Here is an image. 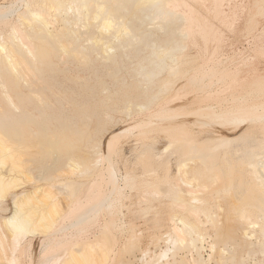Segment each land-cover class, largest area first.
Listing matches in <instances>:
<instances>
[{"label":"rangeland","instance_id":"rangeland-1","mask_svg":"<svg viewBox=\"0 0 264 264\" xmlns=\"http://www.w3.org/2000/svg\"><path fill=\"white\" fill-rule=\"evenodd\" d=\"M25 1L26 0H0V14L3 13L6 14V16H8V19L6 17V19H3L4 21L2 20V23L0 21L1 23L0 40H2L1 38L3 37L6 38L11 33L12 27L15 24H18L17 22L19 21L18 19L19 15L21 14V12H23V10H25ZM173 4H176V7H178L176 13L178 14H182L183 12L185 13L186 15L185 17L187 20L186 22L182 23L174 19L171 22H168L166 24L164 23L165 24L164 29H160L158 27L159 24L156 23L157 24L156 26L155 23L149 24L148 21H145L143 26L140 27L136 26L138 29L135 28L136 31L134 35H138L137 37L141 38V34H138L141 33L140 31H142L143 34L148 33L149 34L148 36H150L149 37L150 40L147 36L146 38L148 39L146 43L147 44L154 43L157 46H161L163 48L169 46V44L171 46L175 43H177V45L180 46L181 48V44H182L184 50L181 48L182 50L180 51H184V52H182L180 58L178 57L179 54L178 53L176 54L177 58H179L182 61V65L178 66L180 67V69L178 72L177 71L176 72L177 74H179V76L175 74L177 76H173L174 79L172 76L168 77L169 74L171 73L169 72L170 70H168L169 73H167L166 69L164 70V72H161L160 75L158 74V76L155 77V79L153 80V85L151 84L152 82H145L147 84L142 82L143 80L145 81V79L142 76L139 77L138 75L135 77L137 73L134 71L137 70L138 68L137 64L142 63L143 65H147V61L145 60V58L148 57L150 52V49L148 51V48L145 47L142 43H139L142 44L141 47L137 42H134L133 44L130 45L131 49L129 48V46L127 49L120 48L123 51L121 52L119 48H116L117 46L119 47V45L116 44V41L115 40L112 41L114 42L112 43V46L113 44H115V46H113V49L120 50L119 52L116 50L117 52V53L115 52L116 54L111 53L116 55L117 57L115 60L116 63L114 64L113 67L109 63H106V61L104 60H103L104 61L103 64L102 63L103 61L100 60L103 58L100 56V54L96 52L89 53L88 55L90 58L89 64H87L86 66L87 68L86 67L83 68V67H77L75 63L71 61V59L61 58V53L54 51V53L51 54L52 65L58 71L57 77L60 80L62 79L61 82H63V86L67 87V88L65 87L63 89L64 92L62 90V92H60L58 96L60 98H63L62 95L66 94V97L63 98V100L57 99L56 97L57 89H54V91L52 92L53 94L49 93L48 94L49 99L47 100L49 101L48 104L50 103L52 106L51 105L47 106V108L44 111L46 114L54 115L56 118L55 119L49 118V120L47 119L42 120V118L39 117L38 113L36 111H33L34 103L31 101V97H30L32 94H31V90L28 89V86H30V84L32 83V79L26 76V74L29 73H25V74L22 73L23 81H25L28 85L25 82H24L25 84H23V81L22 82L19 81L18 86H16L15 74L13 73H3L2 77H0V119H5V121L3 120L5 126V129L3 128V132L4 131L5 133L7 132L6 134L9 135L8 137L10 138V140L14 139L11 140L14 143L16 142L18 144L21 143L19 146L16 144V146L21 147L20 153L22 156L21 157L20 153H18L19 148L16 149L17 147H15V145H11L14 143H11L10 140H7L9 141L8 143H11L10 145L13 146L12 148L13 149L15 148L14 149L15 151L17 150L16 155L18 154V156H20L21 158L18 156H16L17 158L14 157L16 158L18 165L20 164L16 168L20 173V174L16 173L19 174L18 175L19 177H17L18 181H16V183L18 182L17 183L18 186L15 183L17 188L16 187L13 188V191L11 189L10 191L12 192L8 193V196L7 194H5V197L7 196L6 198H4V196L2 197V199L0 198V207H1L0 208V232H1L0 233L1 234L0 263L2 262L1 264H4L7 261L8 264H12L13 263L12 260L15 261V259L17 260L16 262H14L15 264L17 262H18L17 264H48L47 262L50 259L49 256L50 257L61 256L62 258L63 250H64L62 248L64 247L61 248V246H63L65 242H69L67 243L66 248H70V250L67 251L68 253H66L68 254L67 256H69L70 259L75 258L77 262L74 260L71 261L67 257L66 259H64L62 264H64V262L68 264H87V262L89 264L91 262L90 264H92V261L94 264L97 263L98 264H142V262H144V264L145 263L149 264L150 262H151L150 264H153L155 263V261L156 264H158L155 258L152 259L149 257H154V255H158V253L163 251L165 247L170 248L172 251L173 245L172 243L170 244L168 242L169 239L171 240V238H173L172 234H174L173 231L171 230L172 223L171 221H169L171 220L170 219L171 216L178 214V216H175L177 218L175 220L177 221L185 213H190V211L187 212L184 211L185 212L184 213L182 210L179 209L180 211H182L179 212L177 206H181L182 205L181 202L179 204L177 203V205L175 206L173 205L172 200L168 196L164 195L165 191L170 189L171 185L169 187L166 186L165 183L166 169H163L164 166L163 168L159 167L160 166L159 163H162V160L158 161L154 159L152 154L155 153V151L162 152V147L164 149L166 143L170 140H173V145L168 146L164 150V152L161 153V159L167 160L176 151L186 156L191 148L189 147V145L192 144L197 145L196 141H194L192 144L190 143L191 140H193L194 138L198 139L193 135L195 133L198 134L200 130L205 131L209 128L215 127L214 124L216 123H214L209 118L207 117L205 118L204 116H202L205 113V111H207L206 109L214 112L215 115L217 114L219 115L220 112L223 113L227 111L229 115L226 116L229 117H227L226 119H222L225 118V116L224 117L222 116L221 119H219V117L218 119L220 120V122L222 120H225L222 122L227 121L228 123L223 125L225 126L227 125L228 128L240 127L239 125H243L245 120V123H248L245 125V129L243 131L245 132L244 134L245 137H249V138L253 137L260 140L261 139L264 140V125L257 124L258 122L255 121L253 122L255 123V125L251 122L250 123L247 122V120L249 121L250 119L254 120L255 116H261L264 114V0H171L169 4L167 2L164 5V8L169 9L171 6L173 7ZM188 9H192L193 14H189L190 11ZM132 13L133 12L131 11L130 15L127 14L126 20L128 19L132 21V23L137 24L138 21H136V19L132 17ZM5 20L7 23L5 22ZM56 26H58V24ZM70 26L71 29L68 28L69 30H72L73 28L72 31H74V29H76V27L72 25ZM79 27L80 26L77 25V28ZM169 30H173L175 34L174 33L171 34ZM179 30H181V32H179ZM152 33L154 34V37L151 36ZM185 33L187 34V36ZM183 34H185L184 37H182ZM71 40L72 39H68V40L63 39L62 43L66 41L70 43L74 42L73 41L74 39L72 41ZM77 41H78V45L84 47H87L88 44L86 46V43H89L87 41V37L85 38L84 36L83 37L78 36ZM135 44H138V46H135ZM74 45H77V42ZM133 46L135 47L133 48ZM113 49L111 51L114 52ZM129 49L130 51H128ZM123 53L125 54L124 56L126 57L122 55ZM127 54L128 57L129 56L131 57L127 58ZM98 55L100 58L98 57ZM62 59L64 61L66 59L67 63L65 62V64H63L64 62L61 61ZM71 62L72 64L73 63L74 64L72 65ZM133 65L134 67L132 68ZM117 66H119V68L121 69L123 68L124 69L121 70ZM109 67H111L112 69H114V67L118 68V70L116 69L115 75H117L118 73L116 78L112 76L114 80L112 77L110 78L108 77L109 75L108 71H110ZM84 69H86V71H83ZM132 71L134 72V74L132 73ZM59 72L61 73V75ZM95 73H98L97 74L98 76L96 75L95 77H93ZM185 76L187 78H185ZM191 76H193L192 77L193 79L195 78L194 83L193 80L191 79ZM85 77L92 79V81L94 80L93 82L91 80L90 82L88 81V85L90 86V89H88L87 92H91V93L95 92V90L91 88L93 86H94L93 88L96 87L95 88L96 94L92 93L93 95H96V97L92 96L91 93L86 94V90H84L83 86L80 85L78 86V84L75 83L76 81L77 82L78 81L82 82V80L87 81L88 78ZM176 77L178 79L176 81H178L179 83L173 82ZM189 77L191 81L190 79L188 80ZM140 78H142L143 80H140ZM164 80L166 82L171 81L172 82L170 83L171 85L167 84ZM94 82L95 83L100 82L101 86L98 83L94 84ZM161 82H164L166 85L162 84ZM2 83L4 84V87H2ZM173 83L174 86L172 85ZM161 85H164V87ZM168 85L173 87L172 89L174 90L172 91L171 89L172 92L168 90L170 89ZM191 85L193 87H190ZM166 86H168V88H166ZM160 87L164 89L166 88L168 90V91L166 90L167 94L165 90L164 89H163L164 91L161 90ZM199 88L201 90L203 88L204 90L205 88H207V90L211 92V94L208 95L209 92L208 91L204 92V90L197 91L199 90ZM175 89L177 90L176 91L177 93L175 92ZM102 90L104 91V93L102 92ZM4 91L7 92L9 97L11 98V103L14 102L13 106L14 105L16 106L18 104L22 110V113L32 112L33 119L32 118L31 119L33 121L34 120L36 121V119L38 118L37 120L39 122L36 121V123L39 125L40 127L39 129L38 127H36L38 126L36 123L34 124L36 126H34L33 125L34 122H32V120L30 121L27 120L28 118L26 117H25L26 119H24L25 121L23 120L24 122L22 123V125L21 123H18L21 122L18 121L20 120L18 115L20 113H18V111H15V106L12 108V106L9 105L8 103L9 100L8 98L7 99L5 98L6 95L4 94L5 93ZM69 91H74L76 93ZM212 91H214V93ZM195 92H199V93L194 94ZM202 92H204L205 94L207 93V95L203 97ZM77 94L80 95L83 94V95L80 96ZM87 95L88 97H91V99H88ZM153 95L158 96L155 97L156 98L155 101H153L149 106L142 107V109H140V106L143 105L144 103H147L149 101V98ZM199 95H201V97ZM195 97H197V99L200 97V100L196 99L197 101H200L197 102L198 106L197 103H194L196 101ZM72 98H75L76 101L74 102ZM84 99L85 101H83ZM127 103H129V105H127ZM131 104L133 105L131 106ZM203 104H207L209 106L207 105L203 106ZM125 106L127 107V109L131 107L133 108L131 109V111H129L125 109ZM201 106L205 107V109ZM113 107H115V110ZM250 108L252 110H250ZM116 109L120 111L124 109L126 110V112H124L123 110L121 112V114L123 115L120 116L117 115L120 114V111L117 112ZM203 109L205 111H201ZM105 110L106 111L108 110V112H106ZM84 113L86 114L84 115ZM104 113H106L107 115ZM191 113L193 115H190ZM155 114L157 116H155ZM251 114H253L254 116ZM105 115L109 117L107 118ZM166 116L168 118H166ZM87 117L88 119H86ZM197 117L198 119H196ZM104 118L105 120H102ZM110 118L112 119L110 120ZM200 122H202L205 125L207 124L206 126L207 129L206 128L201 129L199 127ZM209 122L210 123L213 122L214 124H210ZM42 123L46 125H43ZM14 124L16 125V127ZM144 124H148L147 125L148 127L146 126L145 128L143 127L142 129H139L140 127L144 126ZM210 125L211 126L214 125V126L210 127ZM234 125H236L237 127H234ZM248 125H250L251 127ZM19 126L21 127V130L19 129L20 128ZM53 126H55V128H53ZM17 127L21 134L18 137L16 136V131H15ZM44 127L47 129H45ZM66 127L68 129H66ZM168 128H181V130L184 131L187 130V131L185 132L179 131V134L177 133L176 136H172L168 132L167 130ZM217 129L219 131H222L223 128L217 125L215 129H210V131L218 132ZM246 129L247 130L251 129V130H248V132L246 133ZM62 130H65V133L62 132ZM143 130L146 131L143 132ZM1 132L2 131H0V133ZM186 132L193 133V134L189 133L190 135H192L193 138L191 137L188 138V133ZM31 133L34 135H31ZM41 133L42 134L47 133L50 138L47 137V134L45 135V139L44 137L42 138V136L44 135H40ZM18 138H20V141L18 140ZM52 139H54V141L58 140V142H55L54 144L48 143V141L51 142ZM42 142L44 143L41 144ZM55 144L57 146H54ZM21 145L24 147L26 146L27 150L25 149L26 147L24 148ZM27 145H29L30 147ZM40 145H43L44 148L41 149V147L43 146ZM209 146L210 145H208V147ZM257 148H259V146ZM30 149L33 151H31ZM144 149H147V152L151 154L149 156L150 158H152V160L147 159V157H145V161L149 163L145 162L144 159L142 160L141 158L139 159V157L143 153H144L143 155L145 156L146 150ZM149 150L152 151L153 153L152 152L150 153ZM197 156L200 157L203 155H197ZM153 160H155V163L158 162V166L156 164H153L154 163ZM177 160L178 159L176 156L170 157L169 160L170 165L167 173V177L174 178V180L177 172L176 169L177 162L175 161ZM11 162H12L11 160H7L5 163V167L3 166L1 170L10 169ZM142 162L147 163L149 165L146 166L147 164L146 165L141 164ZM198 163L196 162L195 165V167L199 168L198 172H196L198 174V178L192 181L191 185L196 186L197 184H200L202 186L201 187L202 189L199 192V198L203 199V202L200 206H204V207L207 206L206 209L207 208L208 209L206 211H208L209 208H211V210L209 211H211L212 214H210V212L208 211L209 218H212L211 220L214 223L216 221L215 223L216 226H213L214 223L212 224L210 220L212 224L211 225L208 222L209 218L208 217L205 218L202 213L199 216L193 214L191 215L187 214L184 215V218L182 217V219H185L186 221L188 220V222L191 221L189 222L190 225H188V227H191L192 223L193 224L200 223L196 225L197 228L195 229H199L198 227L200 226L201 231L200 230L199 231L204 232V234L203 233L202 234L205 235L207 238V240L206 238H204L206 244H203L204 242L203 243L200 241L198 242V246L201 247L199 254L202 256L203 261H205L203 264H224V263L225 264H264V253L259 252L255 245L252 246L253 245L252 242H254L255 238L249 241L248 239H243L240 235V233H242L245 230L244 229L246 228L245 226H247L246 222H248L247 218H244L243 215H247L248 212L252 213L253 210H255L253 211V213H257L258 211L256 212V210L258 209L255 208L256 207L258 208L257 205L263 202L264 195L263 196L258 194L256 195V193L254 194L253 192L250 196H248L250 199L248 198L244 199V197H246V194H249V192H247L248 189L251 188L245 185L237 186L238 184L236 185V183H234L233 185H229L227 183V180L220 175V171L214 169H213L215 173L214 175H217L218 179L213 181L212 178L213 170L207 169L205 165H199ZM151 166L152 169L154 168L153 170L156 171L155 174L146 173V171L151 170L149 168ZM190 167L193 168L194 164ZM19 168L22 171H20ZM148 168L149 170H147ZM7 171L9 170H5L3 171V173L6 172L8 174ZM99 172H102L105 175L106 179H109L110 176L112 175L111 177L114 178L115 181L114 187L117 186V189L115 190L109 186L107 187L106 192L109 195L108 194L105 195V201L107 202L109 201V202L108 203L104 202V206L106 207L104 208L103 206V209L102 207L101 209L98 210L95 209L97 212L100 211L98 213L95 210L94 212L96 213H94L93 211L91 212V210L93 209L92 207H89L90 209L86 208L85 210H88L89 212L85 211L83 212V214L89 213L90 215L92 214L93 216L89 215V217H87V219L83 222V224H78L82 226L80 228L74 229V227L75 226L77 227V225L73 226L74 222L76 221V217L77 218L79 217L78 215H75L74 218H70V220L66 219L62 223V220H59V217L66 215V213L68 215V213L78 208L77 205L79 206L80 204L81 205L86 204L87 199L85 198L88 197L85 196H87L88 191H91L92 189L91 186L96 185L95 188L93 187L95 193L92 196V198L96 197L99 187V185L96 184L97 174H99ZM170 182H172L174 186H177V188H175L176 190H179L181 188L180 190L184 194L183 195L182 193L179 192L181 195H183L185 198H188V200L190 199L189 196L187 197L186 193L183 191L191 190V188L189 189V187L182 184L181 182L177 183L178 181L176 180ZM204 186L205 188H203ZM33 188H35L36 190L40 188L39 192L37 193L40 197L37 194L34 195L38 197L40 201H37L38 200L37 198L35 200V198L32 196L34 198V199L32 198L33 202L31 203L30 201L32 200H29L28 202L30 203H28L26 200L29 206L27 205L26 202H24L27 206L24 205L23 209L34 206L33 207L34 209L31 208V210L32 213L38 210L36 213H33L36 214L35 216L37 217H39L40 215L38 213L43 212L42 209L43 210L45 209L44 211L45 215L43 212L41 213L42 215H40L41 217L37 219H40L42 221V217L44 216L46 217V212H47V217L46 218L44 217L47 220L43 219V223L39 222L40 220L36 221L35 219L36 217L33 216L32 214L33 218L35 217L34 225L38 224L35 225V227L33 225V227L37 229L40 226V228H38L37 232L32 235L22 234V236L20 235L18 237V239L20 240V241L18 240L19 250L17 249V253H16L15 244L13 248L14 240H11L12 239L11 233L13 232V230L11 228L10 230L12 231H10L9 230L10 226H8L9 228L6 226L8 224L5 223V218H7V216L11 212L12 209L11 201L14 197L13 195L14 194L18 195L17 194L18 192L20 194V192H25L26 190L29 191ZM101 188L104 190L105 186L102 185L100 189ZM175 189H170L169 192ZM118 190L119 192H117ZM163 191L164 193H162ZM156 192L157 193L159 192L160 194L154 196V193ZM9 194L10 195L12 194L11 197L9 196ZM253 194L256 195V197L255 196L253 197L259 202L256 203V201L252 199L257 204L256 207L255 204L250 205L253 204L254 202L251 203L252 201L250 202L246 201L247 199L251 200ZM111 196L112 198H110ZM177 196L180 195L177 194ZM183 196L180 197L182 198ZM184 197L182 199H185ZM54 198H56V200ZM79 198H83L84 200L82 201V199ZM89 200L90 198H88V202ZM173 200L175 201L176 199L173 198ZM247 202L248 204L250 203L249 204L250 206L247 204ZM75 203H77V205ZM244 205L250 207V209L243 208L245 207ZM260 205L263 206V204ZM252 206H254V209L252 208ZM239 207L243 208V209L240 208L242 209V211L239 209ZM173 209H175V211ZM244 209H245L244 212L246 213H243ZM246 209L247 210L249 209V211H247ZM29 210L30 208H28V211ZM240 212L241 214L242 213L243 214L240 215ZM28 213L31 214V212ZM198 214L200 213L198 212ZM210 215H212V217H210ZM190 216H192V218L194 217L196 218L198 216L197 218L200 219V221L195 220V218L192 219ZM243 218L244 221L246 220V222L242 221ZM255 219L256 218L252 220ZM193 220L195 221L192 222ZM52 222L56 223V225H54L53 227L51 226L52 224H54ZM178 222L177 224L179 225H177L178 226L177 229H179L178 232H180V227L182 228L183 223L182 222L178 223ZM261 222L264 224V220ZM44 223H47L49 226H46L47 224L44 225ZM106 225L109 226L111 236L113 240H115V243L113 242L112 245L106 240H101V241L96 240L101 238V232L106 227ZM183 225H184L183 227L184 229L186 228L187 223ZM39 229L40 231H38ZM99 229H101L102 231H100ZM41 231H45L44 232L45 235ZM216 231L227 233L225 235L227 240L224 237L222 239L220 238L221 239L220 240L219 237L215 235ZM248 231L251 232L250 229ZM170 235H172V237H170ZM166 236L169 238L168 240ZM186 237H188V235ZM48 239L50 241H48ZM164 239L167 240L169 244H167L164 241ZM211 242L213 244H216L217 247L221 246L220 245L221 243L226 244V246L225 245L224 246L228 247V251H229V252L225 251L224 257H227L226 259L224 257L223 259H221V257H219V255L216 252L214 253L212 252L213 254L210 252L209 245ZM165 243L168 245V247L166 246ZM47 244H49L47 247L48 249L47 248L45 249V245ZM200 244L202 245L200 246ZM73 247L76 250H72L71 248ZM146 251H148V253L150 252V254H146L147 257L146 256L145 257L147 259L145 258V261L144 260L141 261L140 260L141 252H146ZM81 252L82 254L86 252L85 253L86 255L84 254L81 255ZM231 253L233 254L230 255ZM53 254H55L56 256ZM168 254H169L168 258L170 259L163 260L162 262H160L161 264H165L166 262L172 263L173 260L175 261L177 260L176 262L178 264H192V262L190 261L192 257L193 258L196 257L195 259H197V255L195 253L194 254L192 253V257H191L190 249L186 245L179 246L177 244L175 251L173 253L169 252ZM210 254L212 255L210 257L212 259H209ZM80 255L81 257L84 256V258H80ZM228 256L230 257L231 261L227 260L229 259ZM231 256L233 257V259H231L232 258ZM86 257L88 258L85 259ZM89 257H91V259ZM9 258L11 263L9 262ZM149 259H152V261H150ZM241 259L244 260L241 261ZM146 260L148 261L146 262Z\"/></svg>","mask_w":264,"mask_h":264},{"label":"bare ground","instance_id":"bare-ground-1","mask_svg":"<svg viewBox=\"0 0 264 264\" xmlns=\"http://www.w3.org/2000/svg\"><path fill=\"white\" fill-rule=\"evenodd\" d=\"M168 2V4L171 2V0H26L25 1V10H23V12H21V14L19 15V21L17 22L18 24H15L13 27H12V30H11V33L5 38V37H3V38H1L2 40H0V77H2V74L3 73H13V74H15V85L16 86H18V82L20 81V82H22L23 81V76H22V73L23 74H25V73H29V74H26V76H28V77H30L31 79H32V83L30 84V86H28V89H30L31 90V101L34 103V107H33V111H36L37 113H38V115H39V117L40 118H42V120H45V119H47V120H49V118H56L54 115H48V114H46L45 113V109L47 108V106H49V105H51L50 103L48 104V100L47 99H49L48 97V94L49 93H52L53 91H54V89H57V94H56V97H57V99H60V100H63V98H65L66 97V94H63L62 96H63V98H60L58 95L60 94V92H62V90L66 87V86H63V82H61L62 81V79L60 80L58 77H57V73H58V71L55 69V67L52 65V59H51V54L52 53H54V51L55 52H60L61 53V58H67V59H71V61L72 62H74L75 63V65L77 66V67H83V68H85L86 66H87V64H89V53L91 52V53H93V52H96V53H98V54H100V56L103 58V59H100V60H104V61H106V63H109L112 67L114 66V64L116 63L115 62V60H116V55H114V54H111V53H115L116 52V50L115 49H113V46H115V44H113V46H112V43H114V42H112V41H116V44H118L119 45V47L117 46L116 48H123V49H127L128 48V46H129V48H130V45L131 44H133L134 42H137L138 44L139 43H142L145 47H147L148 48V51H149V49H150V52H149V55H148V57L147 58H145V60L147 61V65H143L142 63H139V64H137L138 66V68H137V70H135L134 71V69H133V71L134 72H136L137 74L135 75V77L136 76H138L139 75V77L140 76H142L144 79H145V81L142 79V78H140V80H143L142 82H152L151 84L153 85V80L155 79V77L156 76H158V74L160 75L161 74V72H164V70L166 69V71H167V73H171V74H169V76L168 77H170V76H179V74H177V72L179 71V69H180V67H178V66H181L182 65V61L179 59L180 57H181V55H182V52H184V51H180V50H182L183 49V46H182V44H181V48H180V46H178L177 45V43H175V44H173V45H171L170 46V42L168 43L169 44V46H167V47H161V46H157L156 44H154V43H151V44H147L146 42H147V39L150 37V36H148L149 34L147 33V34H143L142 33V31H140L141 33H138V32H136V33H138V34H141V38H139V37H137L138 35H134V33H135V31H136V29H138L136 26H138V27H140V26H143V24L145 23V21H148L149 22V24H152V23H155V25L157 26V24H159L158 25V27L160 28V29H164V26H165V24L166 23H168V22H171V21H173L174 19H176L177 21H179V22H186L187 20H186V15H185V13L183 12L182 14H178V13H176V10H177V8L178 7H176V4H173V7L171 6L169 9H165L164 8V5L166 4ZM24 9V8H23ZM190 12H189V14H193V12H192V9H188ZM133 12L132 13V17L134 18V19H136V21H138V23L136 24V23H132V21H130V20H126V17H127V14L128 15H130V12ZM13 12V11H12ZM8 13H10V12H8ZM120 13H122V14H119ZM187 14V13H186ZM6 17H7V19H8V16H6V14H3V13H1L0 14V21H1V23H2V20L3 19H6ZM17 19V20H18ZM4 21V20H3ZM5 22H6V20H5ZM5 22H3V23H5ZM0 23V24H1ZM7 23V22H6ZM157 23V24H156ZM165 23V24H164ZM58 24V26H56ZM70 25H72V26H74V27H76V29H74V31H72L73 30V28H72V30H69L68 28H70L71 29V26ZM77 25L78 26H80L79 28H77ZM70 26V27H69ZM154 26V25H153ZM155 26V27H156ZM149 27V26H148ZM158 27H157V29H158ZM136 28V29H135ZM77 29H79V30H77ZM77 30V31H76ZM170 31V33L171 34H175V32L173 31V30H169ZM177 31V30H176ZM162 32V31H161ZM179 32H181V30H179ZM178 32V33H179ZM153 34V33H152ZM151 34V36H153L154 37V34L152 35ZM181 34V33H180ZM186 34V33H185ZM185 34H183V36L182 37H184L185 36ZM78 36H84L85 38L87 37V41L89 42V43H86V46H87V44H88V46L87 47H84V46H80V45H78V41H77V39H78ZM148 36V38H146ZM186 36H187V34H186ZM79 38H81V37H79ZM68 40V39H74L73 41L75 42H72V43H70V42H68V41H66V42H64V43H62V40ZM151 39H152V37H151ZM71 40V41H72ZM82 40V39H81ZM81 40H79V41H81ZM149 40H150V38H149ZM76 42H77V45H74V44H76ZM86 42V41H85ZM74 43V44H73ZM83 44V43H82ZM138 44H135V46H138ZM142 44H139V46H141L142 47ZM126 46V47H125ZM135 46H133V48L135 47ZM144 47V48H145ZM49 49H51V50H49ZM114 50V52L113 51H111V50ZM131 49V48H130ZM130 49L128 50V51H130ZM121 50V49H120ZM120 50H117L118 52L120 51ZM184 50V49H183ZM132 51V50H131ZM134 51V50H133ZM121 52H123L122 50H121ZM124 52H125V50H124ZM181 54H180V53ZM95 53V54H96ZM117 53V52H116ZM115 53V54H116ZM127 53V52H126ZM179 54V58H177V56H176V54ZM94 54V55H95ZM133 54V53H132ZM123 56L125 55L124 53L122 54ZM121 55V56H122ZM131 55V54H130ZM137 55H138V53H137ZM97 56V55H96ZM98 57H99V55H98ZM124 57H126V56H124ZM124 57H122V58H124ZM129 57H131V56H129ZM128 57V54H127V58H129ZM100 58V57H99ZM121 58V57H120ZM126 58V59H127ZM133 58V57H132ZM98 59V58H97ZM128 60V59H127ZM135 60V59H134ZM137 60V59H136ZM61 61H63L64 63L63 64H65V62L67 63V61H66V59H65V61L62 59ZM60 61V62H61ZM104 61L102 62L103 64H104ZM215 61V60H214ZM72 62H71V64H72ZM101 62V61H100ZM130 62V61H129ZM73 63V64H74ZM144 63V62H143ZM62 64V63H61ZM72 64V65H73ZM135 64V65H136ZM221 64V63H220ZM101 65V64H100ZM131 65V64H130ZM66 66V65H65ZM69 66H71V65H69ZM67 67V66H66ZM105 67V66H104ZM103 67V68H104ZM118 68H119V66H117ZM134 67V65L132 66V68ZM65 68V67H64ZM76 68V67H75ZM87 68V67H86ZM108 68V67H107ZM110 68V71H108V74L110 75H108V77L110 78V77H112V76H114L115 78H116V76L118 75V73H117V75H115L116 74V69L118 70V68H116V67H114V69H112L111 67H109ZM91 69V68H90ZM97 69H99V68H97ZM119 69H121V68H119ZM124 69V68H123ZM123 69H121V70H123ZM130 69V68H129ZM128 69V70H129ZM126 70H127V68H126ZM168 70H170L169 72H168ZM82 71V70H81ZM83 71H86V69H84ZM82 71V72H83ZM90 71V70H89ZM132 71V73L134 74V72ZM177 71V72H176ZM103 72V71H102ZM60 73V72H59ZM81 73V72H80ZM100 73H101V71H100ZM104 73H105V70H104ZM103 73V74H104ZM130 73H131V70H130ZM194 73V72H193ZM98 73H95V75L93 76V77H95L96 75H97ZM102 74V75H103ZM120 74V73H119ZM175 74H177V75H175ZM200 74V73H199ZM60 75H61V73H60ZM168 75V74H167ZM25 76V75H24ZM25 76V77H26ZM98 76V75H97ZM28 77H27V79H28ZM80 77H83V76H80ZM79 77V78H80ZM89 77H90V75H89ZM193 76H191V79L193 80V83H194V80H195V78L193 79L192 78ZM63 78H64V76H63ZM75 78H77V77H75ZM78 78V79H79ZM85 78H88V77H85ZM92 78V77H91ZM97 78H100V77H97ZM113 78V77H112ZM118 78V77H117ZM138 78V77H137ZM182 78V77H181ZM185 78H187L186 76H185ZM26 79V78H25ZM66 79H67V77H66ZM77 79V80H78ZM82 79V78H81ZM89 79V78H88ZM87 79V81H83L82 80V82H75L76 84H78V86L80 85V86H83V88H84V90H86V94L87 93H91V92H87V90L88 89H90V86L88 85V81L90 82V80L92 81V79H89L88 80ZM94 79V78H93ZM96 79V78H95ZM173 79H174V77H173ZM190 79V77L188 78V80ZM191 79H190V81H191ZM74 80V79H73ZM97 80V79H96ZM101 80V79H100ZM112 80V79H111ZM113 80H114V78H113ZM115 80H117V79H115ZM172 80V79H171ZM176 80H178L177 79V77L175 78V80L173 81V82H178V81H176ZM197 80V79H196ZM94 81V80H93ZM92 81V82H93ZM165 81V80H164ZM184 81V80H183ZM25 81H23V84H25L24 83ZM101 82V81H100ZM100 82L98 83V82H96V83H98L99 85H100ZM117 82V81H116ZM139 82V81H138ZM141 82V83H142ZM166 82V81H165ZM4 83V82H3ZM2 83V87H4V84ZM95 82H94V84H96ZM106 83V82H105ZM162 84H164V85H166L164 82H161ZM167 84H170V83H172L171 81H167L166 82ZM179 83V82H178ZM185 83H186V81H185ZM189 83H191V82H189ZM192 83V84H193ZM27 84V83H26ZM91 84V83H90ZM102 84H104V83H102ZM112 84V83H111ZM145 84H147V83H145ZM150 84V85H151ZM177 84V83H176ZM202 84V83H201ZM28 85V84H27ZM64 85H65V83H64ZM98 85V86H99ZM149 85V84H148ZM164 85H161V86H163L164 87ZM171 85V84H170ZM173 86H174V83L172 84ZM77 86V85H76ZM97 86V85H96ZM101 86V85H100ZM99 86V87H100ZM169 86V85H168ZM168 86H166V88H168ZM182 86H184V85H182ZM203 86V85H202ZM94 87V86H93ZM91 88V89H93V90H95V92H96V87L95 88ZM98 87V88H99ZM170 87V89H168V90H170L171 91V89L173 88V87H171V86H169ZM190 87H193L192 85L190 86ZM190 87H188V88H190ZM67 88V87H66ZM69 88V87H68ZM145 88V87H144ZM164 89V88H161L160 87V89L161 90H165V92H166V94H167V89ZM184 88V87H183ZM202 88V87H201ZM209 88V87H208ZM25 89V88H24ZM177 89V88H176ZM175 89V92L177 91ZM186 89V88H185ZM195 89V88H194ZM70 90V89H69ZM92 90V91H93ZM160 90V91H161ZM163 90V91H164ZM167 90V91H166ZM174 89H172V91H173ZM197 90V89H196ZM201 89L199 88V90H197V91H200ZM204 90V88L201 90V91H203ZM75 91V90H74ZM74 91H69V92H74ZM162 91V92H163ZM171 91V92H172ZM179 91V90H178ZM193 91V90H192ZM205 91H208L207 90V88H205V90H204V92ZM5 92V91H4ZM63 92H64V90H63ZM95 92H92V93H95ZM102 92L104 93V91L102 90ZM204 92H202L203 94H202V96L203 97H205L206 95H207V93L205 94ZM209 92V91H208ZM213 93H214V91H212ZM66 93V92H65ZM74 93H76V92H74ZM85 93V92H84ZM91 93V95L92 96H95L96 97V95H93ZM169 93V92H168ZM177 93V92H176ZM180 93H183V92H180ZM191 93H193V92H191ZM196 93H199V92H195L194 94H196ZM5 95H6V99L8 98V103H9V105L10 106H12V108L15 106H13V104H14V102H12L11 103V98L9 97V95H8V93L7 92H5L4 93ZM3 94V95H4ZM53 94V93H52ZM73 94V93H72ZM96 94V93H95ZM162 94V93H161ZM171 94V93H170ZM205 94V95H204ZM211 94V92H209L208 93V95H210ZM219 94V93H218ZM21 95V94H20ZM20 95H18V96H20ZM74 95V94H73ZM77 95H80V94H77ZM83 95V94H82ZM82 95H80V96H82ZM90 95V96H91ZM164 95V94H163ZM214 95V94H213ZM79 96V97H80ZM157 95H153V96H151L150 98H149V101L147 102V103H144L143 105H141L140 106V109H142V107H147V106H149L153 101H155V97H156ZM160 96V95H159ZM174 96V95H173ZM177 96H178V94H177ZM187 96V95H186ZM193 96H195V95H193ZM200 97H201V95H199ZM221 96V95H220ZM75 97V96H74ZM87 97H88V95H87ZM158 97V96H157ZM191 97V96H190ZM198 97V96H197ZM197 97H195V100L197 99ZM200 97L198 98L199 100H200ZM203 97H202V99H203ZM213 97V96H212ZM83 98V97H82ZM81 98V99H82ZM171 98V97H170ZM182 98V97H181ZM211 98V97H210ZM216 98H217V96H216ZM56 99V100H57ZM86 99V98H85ZM85 99L83 100V101H85ZM88 99H91V97H88ZM158 99V98H157ZM197 99V100H198ZM207 99V98H206ZM212 99H214V98H212ZM72 100L75 102L76 100H75V98H72ZM87 100V99H86ZM176 100V99H175ZM194 100V101H195ZM195 101L194 103H197V102H200V101ZM70 101H71V98H70ZM82 101V102H83ZM218 101V100H217ZM79 102V101H78ZM81 102V103H82ZM216 102V101H215ZM155 103V102H154ZM208 103V102H207ZM221 103H223V102H221ZM191 104H193V103H191ZM190 104V105H191ZM80 105V104H79ZM78 105V106H79ZM127 105H129V103H127ZM133 104H131V106H132ZM189 105V106H190ZM196 105V104H195ZM201 105V104H200ZM199 105V106H200ZM204 105H207V104H203V106ZM52 106V105H51ZM76 106H77V104H76ZM152 106V105H151ZM155 106V105H154ZM159 106V105H158ZM197 106H198V103H197ZM196 106V107H197ZM203 106H201V107H203ZM207 106H209V105H207ZM135 107V106H134ZM138 107V106H137ZM194 107V106H193ZM224 107V106H223ZM228 107V106H227ZM253 107H255V106H253ZM114 108V110H115V107H113ZM117 108V107H116ZM133 107H131V108H129V109H127V107L125 106V109L126 110H129V111H131V109H132ZM139 108V107H138ZM157 108V107H156ZM198 108H200V107H198ZM204 109H205V107H203ZM112 109V108H111ZM137 109V108H136ZM144 109V108H143ZM183 109V108H182ZM196 109V108H195ZM201 110V111H205V110ZM124 110V109H123ZM123 110H117L116 109V111L118 112V111H120V114H117V115H123V114H121V112L123 111ZM126 110H124V112H126ZM176 110H179V109H176ZM197 110H199V109H197ZM207 111H205V113L202 115V116H204L205 118L207 117V118H209L210 120H212L214 123H216L217 125H219V126H221L223 129H222V131H219L218 129V132H212V131H210V129H215V127L217 126L216 124H214L213 122H209L210 124H214L215 125V127L214 128H209V129H207V124L205 125V124H203L202 122H200V128L201 129H207V130H205V131H203V130H200V132L198 133V134H194L193 136L194 137H196V138H198V139H193V140H191V144L194 142V141H196V144L197 145H189V147H191L190 148V150H189V152H188V154L185 156L184 154H181V153H179V152H174L170 157H177V161H175V162H177L176 163V165H177V167H176V169H177V172H176V177H175V180L176 181H178L177 183H182V184H184V185H186L187 187H189V189L191 188V190H186V191H183V192H185L186 193V195H187V197L189 196V200H188V198H185L183 195V193H182V191L179 189V190H176L175 188H177V186H174V184H172V182H170V181H175L174 180V178H171V177H167V173H168V170H169V160H170V157L166 160H163V159H161V153L162 152H164V150L168 147V146H170V145H173V140H170V141H168L167 143H166V145H165V147H164V149H163V147H162V152H156L155 151V153H153L152 151H150V153L152 152L153 154H152V156H153V158L154 159H156V160H162V163H159V167H161V168H163V166H164V168L163 169H166L165 170V179H166V181H165V183H166V186L167 187H169L170 185V189H175V190H172L171 192H169V190L170 189H166L167 191H165V196H168L171 200H172V202H173V205H177V203L179 204L180 202H181V206H177L178 207V210L180 209V210H182L183 212L184 211H190V213H185L184 215H187V214H193V215H201V213L203 214V216L206 218V217H208L209 218V212H210V214H212L211 213V211H209V210H211V208H209V212L208 211H206L207 209H206V207L207 206H200L201 204H202V202H203V199H201V198H199V192L201 191V185L200 184H197L196 186H193V185H191V183H192V181H194V180H196L197 178H198V174L196 173V172H198V170H199V168H197V167H195V165H196V162L198 163V162H200V163H198L199 165H205V167L207 168V169H210V170H218V171H220V175L223 177V178H225L226 180H227V183L229 184V185H233L234 183H236V185L237 186H242V185H245V186H247V187H249V188H251V189H248V191L247 192H249V194H246V197H244V199L245 198H248V199H250L248 196H250L253 192H254V194L256 193V195L258 194V195H261V196H263L264 195V140H260V139H257V138H253V137H245V132H243L244 131V129H245V125L246 124H248V123H245V120H244V124L243 125H239L240 127H237L236 125H234V127H237V128H228L227 127V125L225 126V125H223V124H226V123H228L227 121L226 122H222V121H225V120H222L221 122H220V120L219 119H221L222 118V116L224 117L225 116V118H222V119H226L227 117H229V116H226V115H229V113L226 111V112H220V114L218 115H215V113L214 112H212V111H210V110H208V109H206ZM233 110V109H232ZM240 110V109H239ZM239 110H237V111H239ZM250 110H252L251 108H250ZM15 111H18V113H20V114H18L19 115V119L20 120H18V121H21V122H18V123H21V125H22V123L25 121L24 119H26V118H28L27 120H32L33 119V115H32V112H23L22 113V110H21V108L19 107V105L17 104L16 106H15ZM106 111V110H105ZM113 111V110H112ZM216 111V110H215ZM106 112H108V110L106 111ZM128 112V111H127ZM142 112V111H141ZM156 112H158V111H156ZM182 112H183V110H182ZM193 112H194V110H193ZM254 112V111H253ZM257 112H258V110H257ZM112 113V112H111ZM217 113V112H216ZM36 114V113H35ZM86 113H84V115H85ZM102 114V113H101ZM100 114V115H101ZM104 114H106V113H104ZM109 114V113H108ZM128 114H130V113H128ZM237 114H238V112H237ZM248 114V113H247ZM255 114V113H254ZM260 114V113H259ZM37 115V114H36ZM100 115H99V117H100ZM107 115V114H106ZM105 115V116H106ZM190 115H193L192 113L190 114ZM251 115H253V114H251ZM256 115V114H255ZM102 116H104V115H102ZM127 116H129V115H127ZM155 116H157L156 114H155ZM195 116V115H194ZM232 116V115H231ZM235 116V115H234ZM254 116V115H253ZM5 117V116H4ZM26 117V118H25ZM58 117V116H57ZM107 117V116H106ZM105 117V118H106ZM109 117V116H108ZM107 117V118H108ZM125 117V116H124ZM162 117V116H161ZM175 117H177V116H175ZM191 117V116H190ZM218 117H219V119H218ZM236 117H237V115H236ZM246 117V116H245ZM32 118V119H31ZM105 118L104 119H102V120H105ZM164 118V117H163ZM166 118H168L167 116H166ZM193 118V117H192ZM195 118V117H194ZM8 119V118H7ZM7 119H6V121H7ZM18 119V118H17ZM16 119V120H17ZM35 119H36V117H35ZM38 119V118H37ZM36 119V121H38ZM66 119V118H65ZM68 119V118H67ZM86 119H88V117L86 118ZM85 119V120H86ZM112 118H110V120H111ZM170 119H171V117H170ZM170 119H168V120H170ZM196 119H198V117L196 118ZM201 119V118H200ZM208 119V120H209ZM219 121H218V120ZM3 120L5 121V119H0V131H2L1 133H0V198L2 199V197L4 196V198H6L7 196H8V193H10V192H12L13 191V188H17V183H16V181H18L17 180V177H19L18 175L20 174L19 172H18V169H16L19 165H18V162L16 161V156H18V154L16 155V153H17V150L15 151L12 147L13 146H11V145H15V147H17L16 146V144L19 146L20 144H18L17 142L16 143H14L13 141H11V140H14V139H11L10 140V138L8 137L9 135H7L6 133H5V131L3 132V128L5 129V126H4V123H3ZM14 120H15V118H14ZM24 120V121H23ZM109 120V121H110ZM160 120H162V119H160ZM204 120V119H203ZM36 121L34 120H32V122H34L33 123V125L36 123ZM157 121V120H156ZM159 121V120H158ZM205 121V120H204ZM207 121V120H206ZM258 122L257 124H261V125H264V114L263 115H261V116H255V118H254V120H252V119H250L249 121L247 120V122H251V123H253V122ZM262 123H261V122ZM12 122V121H11ZM39 122V121H38ZM73 122V121H72ZM145 122H147V121H145ZM149 122V121H148ZM14 123V122H13ZM12 123V124H13ZM18 123H17V125H18ZM171 123V122H170ZM208 123V122H207ZM6 124V123H5ZM37 124V123H36ZM43 125H46V124H44V123H42ZM58 124H60V123H58ZM132 124V123H131ZM141 124H142V122H141ZM254 125H255V123H253ZM8 125H9V122H8ZM15 125V124H14ZM20 125V126H21ZM38 125V124H37ZM128 125V124H127ZM148 124H144V126H142V127H140L139 129H142L143 127L145 128L146 126H147ZM172 125V124H171ZM183 125V124H182ZM213 125V126H214ZM251 125V124H250ZM250 125H248V126H250ZM19 126V127H20ZM34 126H36V125H34ZM41 126V125H40ZM150 126H151V124H150ZM213 126H211L210 125V127H213ZM252 126V125H251ZM250 126V127H251ZM260 126V125H259ZM15 127H16V125H15ZM36 127H38V129L40 128L39 127V125L38 126H36ZM137 127H138V125H137ZM148 127V126H147ZM247 127V126H246ZM45 128V127H44ZM53 128H55V126H53ZM254 128V127H253ZM257 128H258V126H257ZM20 130H21V127L19 128ZM19 129H18V127L15 129V131H16V136L18 137V136H20L21 134H20V131H19ZM23 129V128H22ZM42 129V128H41ZM45 129H47V128H45ZM66 129H68L67 127H66ZM190 129V128H189ZM57 130V129H56ZM168 130V132L170 133V135H172V136H176L177 135V133L179 134V131H184V130H181V128H168L167 129ZM223 130H224V132H223ZM248 130H251V129H248ZM248 130L246 129V133L248 132ZM23 131V130H22ZM43 131V130H42ZM42 131H40V132H42ZM71 131V130H70ZM144 131H146V130H143V132ZM185 131H187V130H185ZM184 131V132H185ZM188 131H190V130H188ZM33 132V131H32ZM37 132V131H36ZM48 132H50V131H48ZM56 132V131H55ZM62 132H64L65 133V130H62ZM123 132V131H122ZM195 132H197V131H195ZM35 133V132H34ZM51 133H53V132H51ZM70 133V132H69ZM142 133V132H141ZM140 133V134H141ZM186 133H188V138H193L192 137V135H190V134H193V133H190V132H186ZM190 133V134H189ZM11 134V133H10ZM47 134V133H46ZM46 134H40V135H44V136H42V138L44 137V139H45V135ZM73 134V133H72ZM122 134H124V133H122ZM14 135V134H13ZM31 135H34V134H32L31 133ZM53 135V134H52ZM51 135V136H52ZM128 135V134H127ZM70 136V135H69ZM68 136V137H69ZM120 136H121V134H120ZM47 137H49L48 136V134H47ZM46 137V138H47ZM58 137H60V136H58ZM119 137V136H118ZM9 138V139H8ZM50 138V137H49ZM70 138V137H69ZM54 139H55V137H54ZM54 139H52V141L51 142H49L48 141V143H50V144H54L55 142H58V140L56 141H54ZM7 140H10V142L11 143H14V144H11V143H8L9 141H7ZM15 140H16V137H15ZM18 140L20 141V138H18ZM17 140V141H18ZM49 140V139H48ZM44 142H42L41 144H43ZM114 143V142H113ZM150 143V142H149ZM11 144V145H10ZM32 144V143H31ZM67 144V143H66ZM65 144V145H66ZM34 145H36V144H34ZM49 145V144H48ZM64 145V146H65ZM113 145H115V144H113ZM188 145V144H187ZM208 145H210L209 147H208ZM22 146V145H21ZM27 146H29V145H27ZM38 146V145H37ZM40 146H43V145H40ZM51 146H53V145H51ZM54 146H57L56 144L54 145ZM100 146V145H99ZM109 146V145H108ZM259 146V148H257ZM22 147H24V146H22ZM26 147V146H25ZM24 147V148H25ZM30 147V146H29ZM144 147V146H143ZM19 148V151H18V153H20V148L21 147H17L16 149H18ZM42 148H44V146L43 147H41V149ZM53 148V147H52ZM98 148V147H97ZM26 150H27V147L25 148ZM60 149V148H59ZM101 149V148H100ZM109 149V148H108ZM114 149H115V147H114ZM15 152H14V151ZM24 150V149H23ZM31 150V149H30ZM37 150V149H36ZM144 150H146V152H145V156L143 155L144 153H143V151H142V155L139 157V159L141 158V160L142 159H144V161H145V157H147V159H150V160H152V158H150V156L149 155H151V154H149V152H147V149H144ZM31 151H33V150H31ZM21 152H23V151H21ZM27 152V151H26ZM14 153H15V155H14ZM49 153H51V152H49ZM56 153V152H55ZM141 154V153H140ZM23 155V154H22ZM197 155H203V156H200V157H202V158H200L199 156H197ZM20 156H21V153H20ZM20 156H18V157H20ZM144 156V157H143ZM197 156V157H196ZM14 157H16V158H14ZM22 157V156H21ZM20 157V158H21ZM103 157V156H102ZM199 157V158H198ZM205 157V158H204ZM101 158V157H100ZM196 160H195V159ZM102 159V158H101ZM146 159V160H147ZM175 159V158H174ZM7 160H11L12 162H11V166H10V169H5V170H9V171H7L8 172V174L5 172V173H3V171H5V170H1V168L4 166L5 167V163H6V161ZM21 160V159H20ZM194 160V161H193ZM23 161V160H22ZM21 161V162H22ZM137 161H139V160H137ZM149 161V160H148ZM154 161V163L153 164H156L157 166H158V162L157 163H155V160H153ZM152 161V162H153ZM196 161V162H195ZM141 162V161H140ZM139 162V163H140ZM145 162H147V161H145ZM151 162V163H152ZM161 162V161H160ZM19 163H20V161H19ZM69 163V162H68ZM147 163H149V162H147ZM147 163H141V164H144V165H146ZM150 163V164H151ZM152 164V165H153ZM162 164V165H161ZM194 164V167L193 168H191L190 166H192V165ZM197 164V165H198ZM149 164H147L146 166H148ZM190 165V166H189ZM207 165V166H206ZM143 166V165H142ZM7 168V167H6ZM110 168V167H109ZM144 168H147V167H144ZM151 170L150 171H146V173H151V174H155L156 173V171L155 170H153L152 169V166L151 167H149ZM149 168L147 169V170H149ZM155 168H157V167H155ZM20 169V168H19ZM17 170V171H16ZM24 170H26V169H24ZM29 170V169H28ZM143 170V169H142ZM144 170H146V169H144ZM214 170H213V174H212V178H213V181H215V180H217L218 179V176L217 175H214L215 173H214ZM20 171H22L21 169H20ZM16 173H19V174H16ZM144 173H145V171H144ZM106 174V173H105ZM112 174V173H111ZM27 176V175H26ZM30 176V175H29ZM28 176V177H29ZM112 176V175H111ZM110 176V178L109 179H106V177H105V175L102 173V172H99V174H97V183L96 182H93V183H96L97 185H99V187H98V191H97V194H96V197H94V198H92V196L94 195V193H95V190H94V188L96 187V185L95 186H91L92 187V189H91V191H88V193H87V196H85V197H88V198H90V200H89V202H88V198H85V199H87V202H86V204H80L79 206L77 205V203H75L76 205H77V207L78 208H76L75 210H73V211H71L70 213H68V215H67V213H66V215H63V216H61V217H59V220H62V223L66 220V219H69L70 220V218H74L75 217V215H78L79 217L77 218L76 217V221L74 222V224H73V226L74 225H77V227L75 228L74 227V229H77V228H80V227H82V226H80V225H78V224H83V222L87 219V217H89V213L87 214V213H84L83 214V212H89L88 210H85L86 208H89V207H92L93 209L91 210V212L93 211L94 212V210L95 209H101V207H102V209H103V206H104V202H106V203H108L107 201H105V195L106 194H108L106 191H107V187L109 186V187H111L112 189H117V186L116 187H114L115 186V181H114V178H112ZM127 176V175H126ZM126 176H124V177H126ZM35 177V176H34ZM128 177V176H127ZM20 181V180H19ZM28 182V181H27ZM33 182V181H32ZM15 183H16V185H15ZM22 183V182H21ZM31 184V183H30ZM102 185H104L105 186V189L103 190L102 188V191H101V189H100V187L102 186ZM176 185V184H175ZM20 186V185H19ZM49 186V185H48ZM52 187V186H51ZM90 187V188H91ZM94 187V188H93ZM114 187V188H113ZM45 188V187H44ZM49 188V187H48ZM123 188V187H122ZM199 188V189H198ZM203 188H205V186L203 187ZM12 189V191H10ZM39 189L40 188H38L37 190L35 189V188H33V189H31V190H29V191H25V192H20V194H19V192L17 193L18 195H13L14 197H13V199H12V209H11V212H10V214L7 216V218H5V223L6 224H8V225H6L7 227L8 226H10V228H9V230L12 228V230H13V232L11 233V236H12V239L11 240H14L13 241V248H14V244H15V251H16V253H17V249L19 250V239H18V237L21 235L22 236V234L23 235H29V234H34V233H36L37 232V229L38 228H40V226L37 228V229H35L34 227H35V225H38V224H35L34 225V221H35V219H36V221L38 220H40V219H37V218H40L41 216L40 215H42L41 213H43L44 211H45V209L43 210L42 209V211L43 212H41L40 210V212L41 213H38V214H40L39 215V217H37V216H35L36 214H33V213H36L38 210H36V212H33L32 213V210H31V208H33V207H28V208H30V210L28 211V208H24L23 209V207H24V205H26L24 202H26V200H27V202L29 201V200H32V201H30L31 203L33 202V199L35 198V200H36V198L38 199L37 201H40L39 200V198L38 197H36V196H34V195H36L38 192H39ZM58 189V188H57ZM100 189V190H99ZM193 189V190H192ZM196 189V190H195ZM14 190H16V189H14ZM60 190V189H59ZM250 190V191H249ZM58 191V190H57ZM164 191L162 192V193H164ZM177 191V192H176ZM41 192V191H40ZM48 192V191H47ZM64 192V191H63ZM111 192V191H110ZM117 192H119V190L117 191ZM168 192V193H167ZM182 193L183 195H181L180 193ZM219 192V191H218ZM218 192H217V194H218ZM55 193V192H54ZM125 193V192H124ZM5 194H7V196L5 197ZM63 194V193H62ZM61 194V195H62ZM157 194H160L159 192L157 193H154V196L155 195H157ZM177 194L178 195H180V196H183L185 199H186V201H185V199H182L180 196H177ZM252 195V198H251V200H246V201H248V202H250V201H252L251 203H253V204H250V205H254L255 204V207H256V203H259L258 202V200H256L253 196H255L256 197V195ZM12 195V194H11ZM11 195L9 194V196L11 197ZM38 195V194H37ZM47 195V194H46ZM56 195V194H55ZM109 195V194H108ZM185 195V196H186ZM34 198H33V197ZM39 196V195H38ZM118 196V195H117ZM119 196H120V194H119ZM40 197V196H39ZM43 197V196H42ZM108 197V196H107ZM3 198V199H4ZM33 198V199H32ZM56 198H58V197H56ZM56 198H54L55 200H56ZM110 198H112V196L110 197ZM173 198L174 199H176L175 201L173 200ZM48 199V198H47ZM51 199V198H50ZM79 199H82V201L84 200L83 198H79ZM243 199V200H244ZM252 199H254L255 201H256V203H255V201L254 200H252ZM263 199H264V197H263ZM58 200V199H57ZM119 200V199H118ZM187 200H188V202H187ZM52 201H54V200H52ZM78 201V200H77ZM76 201V202H77ZM81 201V202H82ZM245 201V202H246ZM26 202V203H27ZM30 202H28V203H30ZM42 202V201H41ZM248 202H247V204H248ZM261 202V201H260ZM28 203H27V205H28ZM38 203H40V202H38ZM83 203V202H82ZM185 203V204H184ZM184 204V205H183ZM245 204V203H244ZM248 204V205H249ZM260 204H263V206H264V200H263V202H261ZM260 204H258L257 206H258V208L256 207L255 209H258V210H256V212L257 213H253V211H255V210H253L252 211V213H247V215H243V217L244 218H247V220H248V222H246V220L244 221V218H243V220L242 221H244V222H246V224H247V226H245L246 228H244L245 230L242 232V233H240V235H241V237L243 238V239H248L249 241L251 240V239H254L255 238V240H254V242H252V246H256V248H257V250L259 251V252H261V253H264V224L261 222V221H263L264 220V207L263 206H261ZM26 205V206H27ZM32 205V204H31ZM76 205H74V206H76ZM249 205V206H250ZM260 205V206H259ZM29 206V205H28ZM46 206V205H45ZM44 206V207H45ZM52 206V205H51ZM54 206V205H53ZM107 206H109V205H107ZM200 206V207H199ZM209 206V205H208ZM245 206V205H244ZM39 207V206H38ZM57 207H58V205H57ZM106 206H104V208H105ZM176 207V208H177ZM181 207V208H180ZM211 207V206H210ZM243 207V206H242ZM242 207H239V209L240 208H242ZM261 207V208H260ZM263 207V208H262ZM1 208V207H0ZM36 208V207H35ZM110 208V207H109ZM243 208H249L250 209V207H247V206H245V207H243ZM242 208V209H243ZM252 208L254 209V206H252ZM251 208V209H252ZM34 209V208H33ZM39 209V208H38ZM90 209V208H89ZM242 209H240L241 211H242ZM249 209L247 210V211H249ZM261 209H263V210H261ZM4 210V209H3ZM26 210V211H25ZM174 211H175V209H173ZM172 210V211H173ZM177 210V209H176ZM179 210V212H182V211H180ZM259 210H261V211H259ZM7 211V210H6ZM31 212V214L30 213H28V212ZM34 211V210H33ZM96 211V210H95ZM245 211V209L243 210V213H246V212H244ZM4 212V211H3ZM8 212V211H7ZM90 212V213H91ZM97 212V211H96ZM96 212H94V213H96ZM98 212H100V211H98ZM97 212V213H98ZM104 212V211H103ZM198 212L200 213V214H198ZM208 212V213H207ZM178 213V212H177ZM176 213V214H177ZM207 213V214H206ZM242 213V214H243ZM32 214H33V216H35L34 218H33V216H32ZM37 214V215H38ZM205 214V215H204ZM241 214V212H240V215H242ZM44 215H45V212H44ZM43 215V216H44ZM49 215V214H48ZM172 215V214H171ZM184 215L182 216L183 218H184ZM239 215V216H240ZM32 216V217H31ZM90 216H93L92 214L90 215ZM170 216V215H169ZM175 216H178V214L177 215H172L171 216V220H169V221H171V223H172V231H173V233L174 234H172L173 235V238H171V240L168 238L169 237V235H168V237L166 236V238H167V240H168V242L171 244L172 243V245H173V248H174V250H173V248H172V251L174 252L175 251V249H176V247H177V244L179 245V246H183V245H186L189 249H190V253H191V257H192V253L194 254H196L197 255V259H195V258H193L192 257V259L190 260L191 262H192V264H203L205 261H203V259H202V256L199 254V252H200V249H201V247H199L198 246V242L200 241V242H204L203 244H206V242L204 241V238H206V236L205 235H203L204 234V232H200L201 230V228H200V226L198 227L199 229H195V228H197V226L196 225H198V224H200V223H197V224H193L192 223V226L191 227H188V225H190L189 224V222H191V221H189L188 222V220L186 221L185 219H182V217L181 218H179V220H175V219H177ZM197 216V217H198ZM45 217V216H44ZM44 217H42V221L40 220L39 222H42L43 223V219H45L46 217H47V212H46V217L44 218ZM98 217V216H97ZM191 218H192V216H190ZM195 218V220H197V221H200V219H198V218ZM210 217H212V215H210ZM241 217V216H240ZM252 217H254V218H256L255 220H252V219H254V218H252ZM61 218V219H60ZM103 218V217H102ZM107 218V217H106ZM194 218H192V219H194ZM4 219V218H3ZM104 219V218H103ZM180 219H181V221H180ZM212 218H209V220H208V222L211 224V222H212V220H211ZM45 220H47V219H45ZM59 220H57V221H59ZM186 221V223H187V225H186V228H184L183 229V227H184V225L183 224H186L185 223V221ZM195 220H193L192 222H194ZM210 220H211V222H210ZM259 220V221H258ZM54 221V220H53ZM182 222L183 223V221H184V223L182 224V228L180 227V232H178L179 231V229H177L178 228V226L177 225H179V224H177V222ZM207 221V220H206ZM38 222V223H39ZM45 222V221H44ZM70 222V221H69ZM178 222V223H179ZM52 223H54V222H52ZM59 223V222H58ZM73 223V222H72ZM105 223V222H104ZM170 223V224H171ZM214 222H212V224H213ZM215 223H216V221H215ZM215 223L213 224V226H216L215 225ZM218 223V222H217ZM45 224H47V223H44V225ZM67 224V223H66ZM71 224V223H70ZM115 224V223H114ZM211 224V225H212ZM33 225H34V227H33ZM54 225H56V223H54V224H52L51 226L53 227ZM72 225V224H71ZM193 225H194V227H193ZM46 226H49L48 224L46 225ZM61 226V225H60ZM65 226V225H64ZM119 226V225H118ZM196 226V227H195ZM6 227V228H7ZM45 227V226H44ZM7 228V229H8ZM42 228V227H41ZM47 228V227H46ZM50 228V227H49ZM48 228V229H49ZM62 228V227H61ZM73 228V227H72ZM194 228V229H193ZM215 228V227H214ZM51 229V228H50ZM101 229H103V228H101ZM101 229H99L100 231H102ZM170 229V228H169ZM250 229L251 230V232L250 231H248V230ZM259 231H258V230ZM12 230H10V231H12ZM63 230H64V227H63ZM200 230V231H199ZM215 230V229H214ZM38 231H40V229L38 230ZM203 231V230H202ZM4 232V231H3ZM41 232H45V231H41ZM76 232V231H75ZM256 232H257V234H256ZM260 232V233H259ZM1 233V232H0ZM54 233H56V232H54ZM113 233V232H112ZM203 233V234H202ZM100 234V233H99ZM171 234V233H170ZM215 234V233H214ZM227 233H225V232H219V231H216V236L217 237H219V239L221 238H225L226 239V237H225V235H226ZM1 235V234H0ZM3 235V234H2ZM14 235V236H13ZM44 235H45V233H44ZM66 235V234H65ZM172 235H170V237H172ZM188 235V237H186ZM53 236V235H52ZM51 236V237H52ZM62 236V235H61ZM211 236V235H210ZM216 236H214V237H216ZM25 237V236H24ZM69 237V236H68ZM213 237V236H212ZM42 238V237H41ZM54 238V237H53ZM53 238H51V239H53ZM6 239V238H5ZM4 239V240H5ZM68 239V238H67ZM136 239V238H135ZM220 239V240H221ZM19 240V241H18ZM97 241L98 240H106L107 242H109L111 245H112V243L114 242L115 243V240H113V238H112V236H111V232H110V229H109V226L108 225H106V227L103 229V231L101 232V238L100 239H96ZM167 240H165L164 239V241L167 243V244H169L168 242H167ZM206 240H207V238H206ZM209 240H210V238H209ZM227 240V239H226ZM44 241H46V240H44ZM48 241H50L49 239H48ZM47 241V242H48ZM163 241V242H164ZM222 241H224V240H222ZM245 241V240H244ZM243 241V242H244ZM43 243V242H42ZM54 243V242H53ZM67 243H69V242H65L64 244H63V246H61V248L62 247H64V248H62V249H64L63 250V256H62V258H61V256L60 257H54V256H52V257H50L49 256V261L47 262L48 264H62V262L64 261V259H66L67 257H68V259H70L69 258V256H67L68 254H66V253H68L67 251H69L70 250V248H66V246H67ZM165 243V244H166ZM212 243V242H211ZM210 243V252L212 253H214V252H216L218 255H219V257H221V259H223V257H224V254H225V251H228V247H225L226 246V244L224 243H221V242H219V243H221L220 245L221 246H216V244H211ZM227 243V242H226ZM245 243V242H244ZM243 243V244H244ZM247 243V242H246ZM85 244V243H84ZM166 244V246L168 247V245ZM249 244H251V243H249ZM24 245V244H23ZM48 245L49 244H47V245H45V249L48 247ZM56 245V244H55ZM202 244H200V246H201ZM225 245V246H224ZM1 246V245H0ZM53 246H54V244H53ZM76 246V245H75ZM249 246V245H248ZM57 247H60V246H57ZM71 247V246H70ZM170 247V246H169ZM172 247V246H171ZM250 247V246H249ZM44 248V247H43ZM89 248V247H88ZM205 248V247H204ZM204 248H202V249H204ZM248 248V247H247ZM48 249V248H47ZM72 250H76L74 247L73 248H71ZM163 250V249H162ZM14 251V252H15ZM54 251V250H53ZM171 251V249L170 248H164V250L163 251H161L160 253H158V255H154V257H149V255H148V257L149 258H152V259H156L157 260V263L159 264L160 262H162L163 260H167V259H170V258H168V253L169 252H171V253H173ZM13 252V253H14ZM229 252V251H228ZM15 253V254H16ZM19 253V252H18ZM58 253V252H57ZM80 253V252H79ZM86 253V252H85ZM85 253H83L84 255H86ZM212 253V254H213ZM82 254V252H81V255H83ZM146 254H150V252L148 253V251H146V252H141V261H145V258L147 257L146 256ZM233 253H231L230 255H232ZM14 255V254H13ZM53 255H55V254H53ZM81 255H80V258H84V256L83 257H81ZM98 255V254H97ZM190 255V254H189ZM195 255V256H196ZM56 256V255H55ZM100 256V255H99ZM146 256V257H145ZM212 255L210 254V256H209V259H212V258H210ZM235 256V255H234ZM247 256V255H246ZM250 256V255H249ZM7 257V256H6ZM11 257V256H10ZM13 257V256H12ZM73 257H74V255H73ZM136 257V256H135ZM208 257V256H207ZM232 257V256H231ZM29 258V257H28ZM72 258V257H71ZM88 257H86L85 259H87ZM90 259H91V257H89ZM97 258H98V256H97ZM139 258V257H138ZM225 259L227 258V257H224ZM228 258L229 259H227V260H230V257L228 256ZM245 258V257H244ZM0 259H1V257H0ZM13 259V258H12ZM11 259V260H12ZM14 259H15V257H14ZM67 259V260H68ZM147 259V258H146ZM152 259H149L150 261H152ZM231 259H233V257L231 258ZM7 260H8V258H7ZM71 261L72 260H74V261H76V259L74 258V259H70ZM183 260V259H182ZM244 259H241V261H243ZM13 261V263L14 262H16L17 260L15 259V261L14 260H12ZM29 261H30V259H29ZM69 261V260H68ZM70 261V262H71ZM91 261V260H90ZM89 261V262H90ZM139 261V260H138ZM140 261V262H141ZM148 260H146V262H147ZM154 261V260H153ZM177 261V260H176ZM175 260H173V262L172 263H169V262H166L165 264H178L177 262H176ZM224 261V260H223ZM231 261V260H230ZM234 261V260H233ZM8 262V261H7ZM7 262H5L4 264H6ZM9 262L11 263V261H10V258H9ZM20 262V261H19ZM69 262V263H70ZM77 262V261H76ZM84 262H86V261H84ZM136 262V261H135ZM209 262V261H208ZM225 262H227V261H225ZM235 262V261H234ZM2 263V262H1ZM0 263V264H1ZM12 263V264H13ZM18 263V262H17ZM16 263V264H17ZM91 263V262H90ZM89 263V264H90ZM151 263V262H150ZM149 263V264H150ZM8 264V263H7ZM15 264V263H14ZM64 264H68V263H66V262H64ZM87 264H88V262H87ZM92 264H94L93 263V261H92ZM98 264V263H97ZM142 264H144V262H142ZM145 264H147V263H145ZM153 264H156V261H155V263H153ZM161 264V263H160ZM225 264V263H224Z\"/></svg>","mask_w":264,"mask_h":264}]
</instances>
